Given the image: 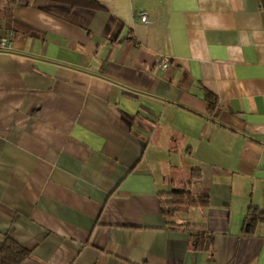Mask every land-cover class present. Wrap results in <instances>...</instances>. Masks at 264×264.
I'll list each match as a JSON object with an SVG mask.
<instances>
[{
    "label": "crops",
    "instance_id": "obj_1",
    "mask_svg": "<svg viewBox=\"0 0 264 264\" xmlns=\"http://www.w3.org/2000/svg\"><path fill=\"white\" fill-rule=\"evenodd\" d=\"M95 1H0V248L264 264L260 0Z\"/></svg>",
    "mask_w": 264,
    "mask_h": 264
},
{
    "label": "trees",
    "instance_id": "obj_2",
    "mask_svg": "<svg viewBox=\"0 0 264 264\" xmlns=\"http://www.w3.org/2000/svg\"><path fill=\"white\" fill-rule=\"evenodd\" d=\"M2 1V0H0ZM61 1L72 6H83L89 8H99V4L95 0H56ZM263 11H264V0H260ZM211 97V96H210ZM183 191V190H182ZM180 190H176L173 193L176 195H180L181 197H177L175 202L182 203H194V204H204L207 202L205 196H200L198 198H192L188 196L187 193L182 192ZM250 210H255L254 208H250ZM251 221L249 220V216L246 217L244 222V232H250ZM205 236L202 232L195 234L192 239V245L194 248L202 249L205 245ZM208 239L206 241V247H208ZM29 255V251L23 246L19 245L13 239H6L0 248V264H19L24 258Z\"/></svg>",
    "mask_w": 264,
    "mask_h": 264
},
{
    "label": "built area",
    "instance_id": "obj_3",
    "mask_svg": "<svg viewBox=\"0 0 264 264\" xmlns=\"http://www.w3.org/2000/svg\"><path fill=\"white\" fill-rule=\"evenodd\" d=\"M138 16H139V18H140V20L142 22H144V23H149L150 22V19L148 17L147 11H144V10L143 11H139L138 12ZM5 47H6V39L3 38V39L0 40V49H4ZM168 63H169L168 60H164V61L161 62V66L162 67H167Z\"/></svg>",
    "mask_w": 264,
    "mask_h": 264
}]
</instances>
